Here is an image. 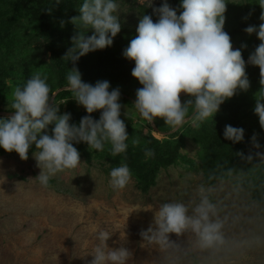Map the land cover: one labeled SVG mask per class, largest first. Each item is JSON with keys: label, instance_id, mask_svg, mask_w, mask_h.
<instances>
[{"label": "clouds", "instance_id": "9594fccd", "mask_svg": "<svg viewBox=\"0 0 264 264\" xmlns=\"http://www.w3.org/2000/svg\"><path fill=\"white\" fill-rule=\"evenodd\" d=\"M225 0H180V14L161 0L153 14L142 16L136 27V36L123 50L124 58L134 61L130 75L142 87L135 93L132 104L138 116L147 123L162 118L171 131L187 122L189 106L193 127H199L207 118L213 117L219 105L231 98L236 89L246 91L249 87L244 71V60L239 49H232L230 37L222 28ZM259 27L249 26L247 34L255 33L259 45L249 55L248 62L258 66L261 88L256 94L254 114L264 130V0ZM116 0H82L78 7L80 15L71 22L77 23L92 35L85 37L79 32L71 38L72 47L63 57L73 64L83 55L111 46L120 31ZM85 31V32H86ZM243 48L244 45H241ZM66 90L87 114L99 110V118L83 116L78 126L70 124V114L58 115V107L49 105L50 89L46 75L37 73L22 86L13 90L11 109L13 114L0 118V149L15 152L21 160L27 159L30 147L40 169L35 177L44 187L57 173L72 170L81 163L79 152L73 143H86L89 149L103 151L110 145V154L124 153L128 147L126 126L120 117L119 89L109 91L108 81L94 85L82 82L79 71L73 67L66 74ZM191 97L183 104L179 94ZM51 134H49V126ZM223 137L233 144L243 139V129L225 125ZM152 156L151 150L145 151ZM251 159V157H248ZM131 172L121 163L109 172V184L114 190L124 189L130 182ZM198 203L191 208L181 202H164L154 212L153 225L140 233L142 240L154 243L162 249L174 245L168 234L180 236L192 232L198 246L214 248L224 243L223 224L216 219V205L209 199L204 186L197 188ZM110 234L99 231V244L94 248L91 264H127L131 253L125 247L109 249L106 241Z\"/></svg>", "mask_w": 264, "mask_h": 264}, {"label": "rangeland", "instance_id": "374dc122", "mask_svg": "<svg viewBox=\"0 0 264 264\" xmlns=\"http://www.w3.org/2000/svg\"><path fill=\"white\" fill-rule=\"evenodd\" d=\"M241 1L225 0L224 20L232 14L240 17V8L229 5ZM116 2L121 25L116 37L136 34L138 21L144 15L150 16L153 23L158 19L153 8H158L161 0ZM240 37L241 40L230 41L232 49L249 57L260 41L246 32ZM30 42L34 57L48 62L49 53L43 43ZM97 81L108 79L96 78L92 85ZM7 83L10 93L1 105L4 112L0 116H6V109L11 108L13 90L23 85L12 80ZM136 90L131 89V105L120 103L119 118L146 132L154 125L135 112L132 104ZM179 98L182 104L191 99L183 92ZM153 121L168 127L162 118ZM256 125L260 127L259 123ZM151 133L158 139L164 137L155 131ZM252 149L264 161V148L254 145ZM181 154L176 165L160 170L147 193L140 192L132 177L124 189L114 190L109 184L107 164L97 160L88 164L83 157L77 168L57 173L44 187L35 179L40 169L32 154L25 160L18 155H0V264H91V254L99 244V231L112 234L106 241L109 249L129 250L127 264H264V200H251L246 176L235 173L230 179L208 185L199 147L190 137L184 138ZM199 186L210 190L209 199L216 205L215 218L223 224L222 245L201 248L190 231L180 236L168 234L174 244L168 249L142 240L140 233L150 224L154 227V212L161 203H185L191 212L199 200Z\"/></svg>", "mask_w": 264, "mask_h": 264}, {"label": "trees", "instance_id": "16d2710c", "mask_svg": "<svg viewBox=\"0 0 264 264\" xmlns=\"http://www.w3.org/2000/svg\"><path fill=\"white\" fill-rule=\"evenodd\" d=\"M81 3L82 0H0V112H4L1 105L10 93L8 80L23 84L31 76L40 73L47 76L49 105L55 104L58 107V115L69 113V123L77 126L85 115H90L93 120L98 119L99 110L87 114L72 99L71 92L66 90L65 77L73 67L79 71L82 82L88 84H92L96 78L106 77L109 91L119 89L118 102L131 105V89H138L142 85L130 75L134 61L124 58L122 52L136 34L121 38L115 36L111 46L91 51L81 56L75 64L63 58L72 47L73 36L79 32L84 33L85 37L92 35L78 23L76 25L71 22L73 17L80 15L78 7ZM167 3L179 9L180 0H168ZM234 6L240 8V17L232 14L224 20L222 28L233 42L241 40L240 35L245 32V28L259 27L262 12L259 0H242L229 5L233 9ZM32 40L43 43L45 51L49 53L48 62L34 57L30 42ZM241 57L244 60L248 89L241 91L237 88L231 98H226L219 105L213 117L206 119L198 128L193 127L190 119L176 131L152 121L154 128H148L149 131L144 132L124 121L129 136L124 153L112 156L110 145L107 144L103 151H95L89 149L86 143H73V147L79 152V158L83 157L88 164L92 160L106 163L108 171L121 163L127 164L136 187L140 192L147 193L155 184L160 170L176 165L182 158L184 138L190 137L199 147L206 184L227 180L232 174L240 173L249 180L247 188L251 200L263 203L264 161L252 149L254 145L264 148V130L256 125L259 123L258 116L253 111L256 94L261 88L260 72L258 66L246 62L248 57L242 52ZM5 112L13 113L11 108ZM191 114L192 107L189 106L186 118H190ZM225 125L243 129L242 141L233 144L226 140L223 137ZM51 127L50 125L48 129L49 134ZM151 131L164 137L158 139ZM146 150H151L153 155L146 156ZM33 151L34 146L29 148L27 157ZM9 154L17 155L0 149V155Z\"/></svg>", "mask_w": 264, "mask_h": 264}, {"label": "water", "instance_id": "95a60500", "mask_svg": "<svg viewBox=\"0 0 264 264\" xmlns=\"http://www.w3.org/2000/svg\"><path fill=\"white\" fill-rule=\"evenodd\" d=\"M246 62H248V60H246ZM53 96H54V94H53ZM53 96H52V98H53ZM51 101H52V99H51ZM12 114H13V113H8V112L5 113V115H6L7 117L11 116Z\"/></svg>", "mask_w": 264, "mask_h": 264}, {"label": "built area", "instance_id": "2783aa9c", "mask_svg": "<svg viewBox=\"0 0 264 264\" xmlns=\"http://www.w3.org/2000/svg\"><path fill=\"white\" fill-rule=\"evenodd\" d=\"M120 112H121V109H120Z\"/></svg>", "mask_w": 264, "mask_h": 264}]
</instances>
